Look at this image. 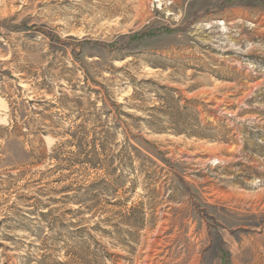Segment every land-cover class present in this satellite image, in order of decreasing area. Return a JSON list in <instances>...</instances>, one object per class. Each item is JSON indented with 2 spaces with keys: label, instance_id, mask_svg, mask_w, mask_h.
Returning a JSON list of instances; mask_svg holds the SVG:
<instances>
[{
  "label": "rangeland",
  "instance_id": "obj_1",
  "mask_svg": "<svg viewBox=\"0 0 264 264\" xmlns=\"http://www.w3.org/2000/svg\"><path fill=\"white\" fill-rule=\"evenodd\" d=\"M0 264H264V0H0Z\"/></svg>",
  "mask_w": 264,
  "mask_h": 264
}]
</instances>
